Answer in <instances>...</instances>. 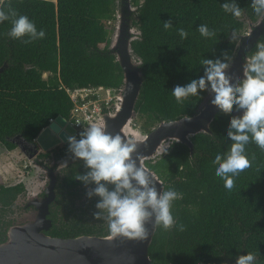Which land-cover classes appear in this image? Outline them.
<instances>
[{"label":"trees","instance_id":"trees-1","mask_svg":"<svg viewBox=\"0 0 264 264\" xmlns=\"http://www.w3.org/2000/svg\"><path fill=\"white\" fill-rule=\"evenodd\" d=\"M224 2L131 0L138 8L132 23L140 32L132 49L141 59L144 75L135 110L144 132L160 122L194 115L208 91L182 104L175 102L171 91L203 76L202 59H212L222 50L232 59L246 20L256 22L261 15L252 11L249 0H236L241 15L232 16L223 12ZM116 5L117 0H6L5 7L27 16L46 38L25 45L8 37L10 22L0 24V67L8 64L0 74V144L11 151L17 147L12 141L17 136L33 142L50 119L62 115L70 120L74 104L67 88H120L122 70L109 50ZM169 20L173 27L165 30L164 22ZM200 25L216 32V38H202L196 30ZM179 30L187 32L188 39H181ZM257 43H264V29L248 56L256 51ZM231 117L219 111L210 124V134L191 137L192 153L187 145L173 142L166 153L146 161L163 180L164 191L174 189L182 194L172 214L184 228L156 229L149 248L153 264H236V258L247 253L256 256L257 264H264V151L248 145L252 167L235 178L231 192L214 174V153L229 148L224 130ZM75 172L58 183L56 206L48 216L53 225L46 234L108 236L106 221L94 220L93 215L75 220L81 209L93 208L98 202V198L89 204L82 200L88 188L80 196L82 183L75 177L85 172ZM22 190L21 184L0 185L2 208Z\"/></svg>","mask_w":264,"mask_h":264},{"label":"clouds","instance_id":"clouds-1","mask_svg":"<svg viewBox=\"0 0 264 264\" xmlns=\"http://www.w3.org/2000/svg\"><path fill=\"white\" fill-rule=\"evenodd\" d=\"M249 3L256 15L264 13V0H249ZM5 4L6 0H0V24L11 23L7 34L10 39L28 45L46 38V33L38 31L27 16L19 15ZM221 7L224 13L235 17L241 15L236 0H225ZM172 27L171 20L164 22L165 30ZM196 30L206 40L217 36L207 25H200ZM178 35L183 40L188 39L184 30H179ZM234 37L235 29L232 30ZM255 47L256 51L245 58L242 77L230 74L232 59L222 50L220 55L200 61L204 69L201 78L171 91L177 104L190 97L200 98L199 93L210 91V102L219 109L240 113L229 119L224 130L230 141L228 150L216 151L212 157L214 174L229 192L235 187V178L252 167L247 155L248 145L254 144L264 151V43H257ZM67 143L73 161L83 162L86 169L85 174L77 175L75 179L85 188L91 186L86 192L87 199L98 198L92 218L107 222L111 239L146 240L149 223L164 231L184 228L172 214L173 204L182 199V194L174 189L157 191V183L137 164L139 156L133 159L137 151L134 142L108 134L104 125H92L79 134V139L68 137ZM64 166H68L66 162ZM236 264H257L256 256L252 253L238 256Z\"/></svg>","mask_w":264,"mask_h":264},{"label":"water","instance_id":"water-1","mask_svg":"<svg viewBox=\"0 0 264 264\" xmlns=\"http://www.w3.org/2000/svg\"><path fill=\"white\" fill-rule=\"evenodd\" d=\"M121 6V13L116 9V21L109 50L120 64L123 80L120 86L113 109L101 115L97 120L89 123L85 129L92 125H104L106 132L119 135L125 141L134 142L137 146L133 159L139 156V166L149 173L152 180L157 183V191H164L165 186L157 174L151 170L146 161L162 155L173 142L187 145L193 151L191 137L205 133L210 134V124L219 109L210 102L211 92L208 91L204 101L197 112L192 116H185L170 122H160L149 132H144L132 125L137 115L135 105L139 98L144 75L141 71V59L133 52L132 42L140 32L133 26L134 13L138 8L131 4V0H117ZM133 15V16H132ZM250 35H241L238 40L236 52L232 58L229 69L230 74H240L245 58L249 57L252 47L258 41L264 29V13L256 22ZM4 63L0 67V74L7 68ZM239 116L236 111L228 112ZM84 129V130H85ZM77 130L62 115L54 118L48 126L43 128L35 138L33 144L36 149L47 151L57 145L66 144L68 137L75 136ZM19 136L12 139L16 143ZM166 147V148H165ZM52 175V174H51ZM56 178L54 174L45 188V196L31 202L35 208L34 216L23 224L12 226L7 233L5 242L0 244V264H153L149 256L156 227L151 223L146 225L149 237L146 240H131L124 237L115 239L108 236H79L76 238L54 237L46 234L52 227L48 218L50 204L56 198Z\"/></svg>","mask_w":264,"mask_h":264},{"label":"flooded vegetation","instance_id":"flooded-vegetation-1","mask_svg":"<svg viewBox=\"0 0 264 264\" xmlns=\"http://www.w3.org/2000/svg\"><path fill=\"white\" fill-rule=\"evenodd\" d=\"M105 113H107V111ZM82 131L83 130H77V132L75 134L77 139H79V134ZM23 144L24 145L27 144L26 147H24ZM18 146L21 148L20 149L21 151L23 150L25 153H27L30 156L31 160H33L32 165H33L34 169L36 170L35 181H36V183L42 184L44 189H43V191H39V193L37 194L36 197L28 199L25 202L24 207L22 204H20L22 202V199L20 198L21 197L20 193L22 191L20 193H17L15 198L11 199L10 205H7L6 207L2 208L1 207L2 204H0L1 211H4V210L7 211L4 215H2V213L0 211V244L5 242V240L7 238L8 230L12 226L19 224L18 222H14V220L17 219L16 215L19 211L17 208L18 202H19V205H22V207H23L22 212L27 211L29 209H35L34 205L31 204V202L35 201L36 199L43 198L45 196L46 186H44V183L45 182L49 183L51 181V177L53 174L56 178L55 192H56V198H57L58 192H59L58 183L64 182L65 178L70 173H72L74 171L82 173L84 170V172H86V169H84V167H83V162L78 161V160L73 161V159L71 158V154L68 152V143L57 145V146H55V147H53L47 151H43L40 148L36 149L34 147L33 142L24 141V143H22V144H17L16 148H18ZM15 149H13V150H15ZM65 162L68 165L67 167L64 166ZM73 167H75V168H73ZM76 181L78 182V180H76ZM81 186L82 187L78 190L80 196H82L84 190L86 189L83 184ZM7 187H11V186H7ZM39 194H40V196H39ZM72 196L73 195H71V197ZM82 197H86V193ZM56 198H55V200H56ZM73 198H74V196H73ZM55 200L50 204L49 211H50V209L55 208V206H56ZM12 212L14 213L13 220H12Z\"/></svg>","mask_w":264,"mask_h":264},{"label":"rangeland","instance_id":"rangeland-1","mask_svg":"<svg viewBox=\"0 0 264 264\" xmlns=\"http://www.w3.org/2000/svg\"><path fill=\"white\" fill-rule=\"evenodd\" d=\"M118 6L119 7L116 9L119 10V14H120L122 9L120 8L121 6L119 5V3H118ZM260 16H262V13ZM259 17H258V19H259ZM112 26H113V30H114L115 22ZM254 26H255V24L253 25V24L249 23L248 20H246V27H245L244 33L242 35L248 34L250 31H252V29H254ZM135 30H136V32L139 31L137 27L135 28ZM113 33L114 32H112L111 37L113 36ZM136 38L138 39L139 37L137 36ZM102 47H103V45H102ZM46 76H47V74L45 73L44 77H46ZM132 123L136 128L142 130L141 129V121L138 120L137 115L134 117ZM15 141H16V144L24 143V141L22 139H16ZM26 145L27 144H25L24 147H26ZM20 149L21 148L18 146V148H16L15 150L9 151L3 144H0V185L15 186L17 184H21L23 186V190L20 193L21 194L20 198L22 199V202L20 204H22L24 207L25 202L30 198L36 197L37 194L39 193V191H43L44 187L42 184L36 183V181H35L36 170L34 169V167L32 165L33 160H31L30 156L27 153H25L23 150L21 151ZM167 149H169V147L166 148V150ZM44 186L47 187L48 183L45 182ZM87 190H89V188ZM39 196H40V194H39ZM82 200L87 202V204H89V202L91 201V200L87 199V197H83ZM22 205H19V202H18L17 208L19 211L16 215L17 219L14 220V222L19 223L17 225H20V224L27 222L29 220V218L34 216V214L36 212L35 209H29L27 211L22 212V210H23ZM1 207H0V211H1ZM95 210H96L95 207H93V208L91 206L84 207L78 213H76L77 215H75V220L77 218L84 220L87 217H91ZM6 212H7L6 210L1 211L2 215H4ZM13 216H14V213L12 212V220H13ZM69 217H71L70 221L74 220L72 215Z\"/></svg>","mask_w":264,"mask_h":264},{"label":"built area","instance_id":"built-area-1","mask_svg":"<svg viewBox=\"0 0 264 264\" xmlns=\"http://www.w3.org/2000/svg\"><path fill=\"white\" fill-rule=\"evenodd\" d=\"M74 106L72 117L68 122L77 130L97 120L106 111L113 109L118 101V90L105 86H75L66 89ZM54 118L50 119L52 122Z\"/></svg>","mask_w":264,"mask_h":264}]
</instances>
